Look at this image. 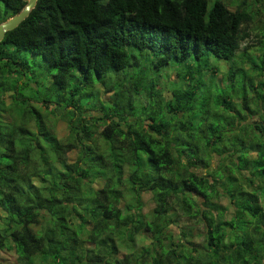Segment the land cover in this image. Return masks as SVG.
<instances>
[{
  "label": "trees",
  "instance_id": "1",
  "mask_svg": "<svg viewBox=\"0 0 264 264\" xmlns=\"http://www.w3.org/2000/svg\"><path fill=\"white\" fill-rule=\"evenodd\" d=\"M245 1L231 9L212 0L207 9L206 0H35L0 38V116L15 114L0 118V249L12 250L17 264H125L132 257L133 264H264V26L255 34L257 54L249 44L237 52L255 13ZM24 2L0 0V21ZM9 50L38 54L53 68L56 100L72 70L88 82L127 66L130 50L151 55L150 67L174 69L177 79L166 101L153 83L146 95L158 96L144 117L133 106L140 81L126 94L114 90L107 105L91 103L96 116L75 105L77 87L65 91L66 111L50 107L51 97L35 100L65 115L59 138L3 83L9 64L26 63ZM209 55L232 58L221 86L210 83L217 67L201 60ZM97 120L102 127L91 129ZM211 154L219 156L212 165ZM142 192L153 201L149 212L141 209ZM219 197L229 203L228 217ZM180 217L195 223L178 225ZM197 224L198 246L190 238ZM139 232L150 237L144 250L116 258L117 243L129 247Z\"/></svg>",
  "mask_w": 264,
  "mask_h": 264
},
{
  "label": "rangeland",
  "instance_id": "2",
  "mask_svg": "<svg viewBox=\"0 0 264 264\" xmlns=\"http://www.w3.org/2000/svg\"><path fill=\"white\" fill-rule=\"evenodd\" d=\"M206 8L210 6L212 3V0H206ZM227 4V6L231 9L235 8L236 5L241 0H223ZM246 5H248L249 9L254 13V17L251 19L250 22L246 24L245 27H243L244 30L248 32V35L244 37L241 42L240 46L237 49V52H239L242 48V46L249 44L252 46L250 51L252 54H257L256 45H255V34H259L261 26H264V0H246ZM257 10V11H256ZM135 53L133 57L129 55V61L127 66L123 67L122 69L118 70L117 72H107L105 75L98 76V75H92L91 79L88 82L80 83L78 82V76L77 71L72 70V76L68 78L65 86V91L70 90L71 88L77 87L79 92L74 97L75 105H79L82 108V114L87 117H90L91 115H100L99 111L93 110L90 108V105L94 104V101H102L100 102L102 105H107L105 102H111L113 100V91L120 90L124 94L128 92V87L132 82L140 81V83L137 86V92H138V100L135 101V104L133 105L135 108V111L141 114V117H144L145 115V107L151 103L154 105V99L157 98V96H150L146 95L147 91H152V85L155 83V89L160 90L159 98L161 101H166L167 99H170V89L172 87V84H174V79H177L174 73V69L168 68L167 66H160L158 68H154L153 66L150 67L148 60L152 58L151 55H146L145 52L139 54L137 51L130 50ZM9 56L15 60H25L26 63H23L22 66H15L14 64H9L7 67L10 68L8 73L5 74V78L3 80L4 84H8L11 87H13L14 93L18 96L23 95L25 99V104L27 103L30 108H33L36 112L37 118L32 117V119L39 120L44 118V120L49 121L51 124V129L54 131L57 137L63 138L66 135L67 127H66V118L63 114H57L53 113L54 111H50L52 109H49L48 107H44L42 104L39 105L37 103L41 98H50L52 100L51 106L56 111H66L69 107H65L62 109L63 102L65 101V97L68 96V94L63 90L60 92V98L58 100L55 99V93H53V87L51 84V77L50 73L53 71L52 67L46 68L45 63L42 62V57L38 54H33L29 51H12L9 50L8 52ZM192 59V58H191ZM230 59H224L215 57L213 55H209L206 59L201 60H207V64L204 65L205 67L213 66L217 67V70L213 72V80L210 81L212 86L217 85L221 86L223 84V78L221 76L224 74L227 63L226 60L229 61ZM187 60H190L189 58ZM202 64V62H200ZM248 63H244V66L247 68ZM182 64H180L181 66ZM183 69V68H182ZM139 71H142V77L139 79H136L138 76ZM250 72V70H247ZM6 72V71H5ZM31 73V75H30ZM253 74V72H250ZM7 74V75H6ZM9 74V75H8ZM98 76V77H97ZM221 78V79H220ZM205 83H208V80L205 81ZM234 87L238 86L240 83V79L238 77L233 82ZM183 86L184 83H179ZM104 85H110V88L107 90H104ZM214 90V88H212ZM8 92V91H7ZM6 92V93H7ZM217 91H215L212 94L215 95ZM5 93V94H6ZM49 93V95H48ZM144 94V96H143ZM12 97V96H11ZM14 97V96H13ZM16 97V96H15ZM28 99L30 100L28 102ZM2 100V99H1ZM14 101V100H13ZM233 102H237L238 98L234 97L232 98ZM3 103L7 104L8 100L6 98L3 99ZM1 103V104H3ZM20 103V102H16ZM58 103V104H57ZM92 103V104H91ZM148 103V104H147ZM162 105L164 104L161 102ZM56 104V105H55ZM147 104V105H146ZM249 105L251 107H254V102H249ZM73 110L76 106H73ZM71 108V107H70ZM78 110H81L78 108ZM11 110L6 111V109L3 111L1 116H5V114H8ZM11 115H15L14 113H11ZM33 114V113H32ZM0 118L2 119V117ZM42 118V119H43ZM128 121L133 120V116H126ZM143 123H147V119L143 120ZM33 125V124H32ZM103 123L101 120L95 121L94 125L91 126V129L93 130H100ZM119 127H124L123 123L119 124ZM95 135L97 136L96 132L94 131ZM69 158L74 157V152L69 151L68 153ZM219 159V156L211 154V157H209V162L211 165L215 162H217ZM223 160V163H226V159L221 158ZM200 170V169H199ZM202 171V169H201ZM94 186L98 187L101 184L100 180L94 181ZM142 205L141 209L143 212H149V210L152 208L153 201L151 199L149 192H142ZM125 201V200H124ZM122 201V203L124 202ZM219 202L223 204L226 207V210L224 212V216L228 217L231 212V208L229 206L228 201L224 197H219ZM178 225L181 226H190L195 223L193 219H186L184 220L183 217L177 218ZM169 224V223H168ZM169 231L173 233L174 236L177 235V226L174 224L167 225ZM40 227V223L37 222L35 224H31L32 229H38ZM201 226L200 225H194L193 227V233L190 236L191 240L193 241L194 245L198 246L201 243ZM179 237V236H178ZM150 242L149 236H144L141 232L137 233L134 236V240L132 243H129V247L126 246V244H123L122 242L119 244L117 243L118 251L115 255L116 258L122 259L124 256L126 258H130L132 254V250H134L137 254L140 251H143L144 249L140 248ZM88 245V244H87ZM86 245V246H87ZM132 246V247H131ZM125 258V259H126ZM148 257L146 256V259ZM130 261H126L125 264H133L135 262L134 257L129 259ZM0 264H17L15 261V254L12 252V250L7 249H0Z\"/></svg>",
  "mask_w": 264,
  "mask_h": 264
},
{
  "label": "water",
  "instance_id": "3",
  "mask_svg": "<svg viewBox=\"0 0 264 264\" xmlns=\"http://www.w3.org/2000/svg\"><path fill=\"white\" fill-rule=\"evenodd\" d=\"M34 3L35 0H25L23 6L16 13H13L5 20L0 21V38L5 31L14 28L28 14Z\"/></svg>",
  "mask_w": 264,
  "mask_h": 264
}]
</instances>
